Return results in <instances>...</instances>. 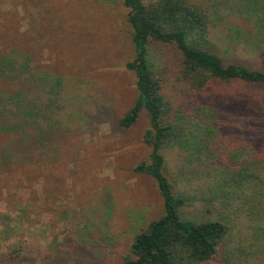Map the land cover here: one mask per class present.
Returning <instances> with one entry per match:
<instances>
[{"label": "rangeland", "instance_id": "1", "mask_svg": "<svg viewBox=\"0 0 264 264\" xmlns=\"http://www.w3.org/2000/svg\"><path fill=\"white\" fill-rule=\"evenodd\" d=\"M39 1L33 13L45 27L43 39L26 62L20 46L27 30L33 36L37 31L29 27L21 6L0 0V43L16 48L6 56L28 85L25 94L12 97L0 87V117L13 120L11 130L0 133V141L6 134L9 144L14 136L11 144L30 142L32 149L28 155L10 148L11 158L2 160L7 168L0 161V257L4 264H122L133 237L163 212L154 181L134 172L148 158L143 142L147 118L141 113L128 130L118 124L137 98L134 74L125 68L133 58L127 10L122 0ZM230 3H209L210 15L228 17L248 31L237 23ZM227 36L226 24L211 28V41L225 61L264 70L263 53L248 52L238 44L225 47ZM148 58L169 78L166 94L172 117L180 115L176 122L192 133L191 139L204 137L211 120L205 106L210 102L190 93L181 79L179 51L156 44L148 49ZM206 95L228 102L219 107L213 123L215 148L211 145L191 160L177 148L164 149L168 175L188 200L185 219L228 218L232 232L221 255L226 264H263L255 232L264 203L258 207V195L240 191L230 196V209L224 210L217 203L222 196L216 195L222 193L229 165L215 159L228 155L232 161L250 162L264 178L263 90L233 85ZM18 99L23 102L14 106ZM45 130L54 136L41 139ZM244 197L247 201L241 200ZM14 248L19 252L11 258Z\"/></svg>", "mask_w": 264, "mask_h": 264}, {"label": "trees", "instance_id": "2", "mask_svg": "<svg viewBox=\"0 0 264 264\" xmlns=\"http://www.w3.org/2000/svg\"><path fill=\"white\" fill-rule=\"evenodd\" d=\"M13 1L12 7L21 6L23 12L27 14L29 27L34 26L35 32L37 31L33 36L31 30H27L25 44L20 46L28 62L43 39L45 27L41 24L40 17L33 13V9L42 2L24 0V3L20 4L18 0ZM216 1L197 3L190 0H122L121 2L127 10L126 23L133 49V58L125 64V68L134 74L137 98L118 124L128 130L136 124L141 113L147 118L148 128L143 133V142L148 148V158L147 161L138 164L134 172L147 175L154 181L163 202L162 214L133 237L122 264H212V262L217 264L218 261L220 264H226L221 255L224 243L232 232L228 218L204 221L185 219L183 211L189 204L188 200L178 188L177 180L168 175L162 153L164 149L177 148L186 152L185 160H191L192 156L197 159L203 151L211 150V145L214 147L213 140L216 133L213 123L216 125L218 119L215 116L220 115L219 107L223 109V100L215 99L214 95L207 97V92L241 85L245 88H262L264 93V70L250 69L241 64L225 61L211 41V28L226 24L228 36L226 39L223 38L225 47L227 43L232 46L238 44L248 52L264 54V0H231L230 4L237 12V23H244L245 29L249 28L248 31H242L238 26H234V21L228 17L219 18L215 15L214 18L210 15V5ZM215 5L213 4L212 7ZM233 17L235 19V16ZM156 44L172 45L179 51L181 79L187 84L190 93L200 99L208 98L210 103L205 108L209 109L210 116L206 117L211 120L208 121L209 126L203 129L204 137L191 139L192 133L187 131L183 124L176 122L180 115L177 113V118L172 117V104L166 94L169 78L164 71L156 70L148 58V49ZM14 49L16 48L13 46L7 47L5 42L0 43V87L12 92L11 97L25 94L28 86L27 81L21 79L18 71L12 67L14 61L6 56ZM54 84L58 86L59 81L56 80ZM15 101L14 106H18L21 102L19 99ZM212 103L218 106H212ZM260 103L264 115V96L260 99ZM1 104L0 97V107ZM227 104L228 102L223 103L224 106ZM196 107L199 105L197 104ZM12 121L0 117V133L11 130ZM52 135L54 136L47 130L41 131V139L50 138ZM8 139L5 134L0 141V161L3 163L1 166L5 168L8 164L2 160L11 158L10 148L28 155L32 151L31 145L27 146L30 142L21 141L11 144L12 140H16L11 136L9 144ZM44 143V141L40 142L43 146ZM215 159L226 160L223 163L229 165L224 170L227 178L222 185V193L220 196L216 195L217 198L222 196L217 203L224 210L230 209V196L240 191L248 190L246 194H252V197L258 195V207L264 203V178L252 163L232 161L228 155L217 156ZM249 187L258 190L254 189V192ZM224 189L226 192L223 191ZM245 198L241 200L247 201ZM263 220L264 216L258 220V228L255 232V237H258V260L264 255ZM18 252L19 248H14L9 252V256L15 258ZM4 260V257H0V264H4Z\"/></svg>", "mask_w": 264, "mask_h": 264}]
</instances>
